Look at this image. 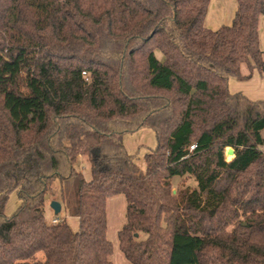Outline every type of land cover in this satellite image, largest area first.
Listing matches in <instances>:
<instances>
[{
    "label": "trees",
    "instance_id": "obj_1",
    "mask_svg": "<svg viewBox=\"0 0 264 264\" xmlns=\"http://www.w3.org/2000/svg\"><path fill=\"white\" fill-rule=\"evenodd\" d=\"M210 1L0 0V264H114L115 196L131 264H264V100L229 90L264 78V0L217 30Z\"/></svg>",
    "mask_w": 264,
    "mask_h": 264
},
{
    "label": "crops",
    "instance_id": "obj_2",
    "mask_svg": "<svg viewBox=\"0 0 264 264\" xmlns=\"http://www.w3.org/2000/svg\"><path fill=\"white\" fill-rule=\"evenodd\" d=\"M237 8H238L237 0H211L209 7H208L207 15L204 21L205 26L208 29L217 30L222 26L231 25L233 22L235 13L237 11ZM259 45H260L261 50L264 51V17L261 19V22H260ZM242 72L244 75H247L249 73V70L247 67H243ZM229 90L231 93H242L253 101L264 100V78H262L258 74V72L255 71L250 80L239 81L236 79H231L229 82ZM151 134L153 135L154 133H151ZM151 134L147 132L145 129H143L135 134V136L136 135L140 136L139 140L133 141L134 139L133 138L132 141H130V143H133V142L140 143V141H144L145 139H147L146 138L147 136L150 139ZM144 136H145V139H143ZM126 140H127V136L124 139L125 145H126ZM128 142L129 141H127V146H128ZM114 200H115L114 197H112L107 202V218H108L109 223L110 221H112L113 212L111 210L113 208ZM124 207L126 209V201H124ZM51 219H52V216L48 217V220H51ZM124 223H125V220L124 222L123 220H120V222L115 221V224L118 225L120 229L124 225ZM108 229H109V224H108ZM118 250H120L119 243H118ZM112 261L114 264H131L124 257L121 250L117 255H115V257L112 256Z\"/></svg>",
    "mask_w": 264,
    "mask_h": 264
},
{
    "label": "rangeland",
    "instance_id": "obj_3",
    "mask_svg": "<svg viewBox=\"0 0 264 264\" xmlns=\"http://www.w3.org/2000/svg\"><path fill=\"white\" fill-rule=\"evenodd\" d=\"M147 132H149L150 134L153 133L151 130H146ZM264 134V133H263ZM134 138V139H133ZM140 136H135L134 135H129L127 136V140H126V147L128 149V152L130 154H135L137 155V160L138 162L141 164V166H143L144 168V155L145 153L151 149L154 148L156 146V140H155V136L154 134H151V138L149 139V137L147 136L145 139V136L143 137V139H145L144 141H140V143H130V141H136L139 140ZM142 138V137H141ZM127 141L128 142V146H127ZM226 158L230 159L232 158V156H228L226 154ZM81 169L83 171V174L85 176V178L90 179V166L89 163L87 162V160L84 158L82 161V166ZM180 181V179L178 177H175L173 182L176 184L175 187L177 186V183ZM187 185L190 186H195V182L193 179H190L187 181ZM55 187L56 189H58V183H55ZM114 204H113V208H112V221H108L109 224V229H108V238L109 240L112 242L113 246H114V253L113 256L115 257V255H117L120 250H118V230L120 229L118 227V225L115 224V221L120 222V220H126L125 219V207H124V198L123 196H115L114 197ZM52 202V199L49 198L46 204V215L47 217H51L53 215L52 209L50 207ZM20 204V201L17 198V195L15 193H13L8 201L7 207H6V212L10 215L12 214L17 206ZM67 221L69 223L70 226H72V229L77 230L78 229V222L77 219L74 217H67ZM119 228V229H118ZM229 230H231V227L229 228Z\"/></svg>",
    "mask_w": 264,
    "mask_h": 264
},
{
    "label": "water",
    "instance_id": "obj_4",
    "mask_svg": "<svg viewBox=\"0 0 264 264\" xmlns=\"http://www.w3.org/2000/svg\"><path fill=\"white\" fill-rule=\"evenodd\" d=\"M233 154H234L233 149L230 148V149L227 150V155L228 156H233ZM50 207L53 210L55 215L60 214V212L62 210L61 204L59 202H57V201H52Z\"/></svg>",
    "mask_w": 264,
    "mask_h": 264
},
{
    "label": "built area",
    "instance_id": "obj_5",
    "mask_svg": "<svg viewBox=\"0 0 264 264\" xmlns=\"http://www.w3.org/2000/svg\"><path fill=\"white\" fill-rule=\"evenodd\" d=\"M192 148H194V146H192ZM56 222H57L56 220L53 221V223H56Z\"/></svg>",
    "mask_w": 264,
    "mask_h": 264
}]
</instances>
